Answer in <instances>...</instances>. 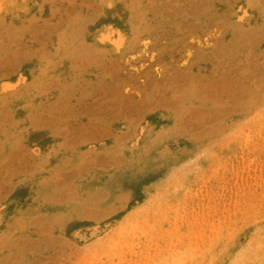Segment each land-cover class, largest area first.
I'll use <instances>...</instances> for the list:
<instances>
[{
    "label": "rangeland",
    "instance_id": "1",
    "mask_svg": "<svg viewBox=\"0 0 264 264\" xmlns=\"http://www.w3.org/2000/svg\"><path fill=\"white\" fill-rule=\"evenodd\" d=\"M0 264H264V0H0Z\"/></svg>",
    "mask_w": 264,
    "mask_h": 264
},
{
    "label": "bare ground",
    "instance_id": "2",
    "mask_svg": "<svg viewBox=\"0 0 264 264\" xmlns=\"http://www.w3.org/2000/svg\"><path fill=\"white\" fill-rule=\"evenodd\" d=\"M202 2H203V1H202ZM192 4H193V3H192ZM192 4H191V7H192ZM203 4H205V3H203ZM162 5H163V4H162ZM136 7H137V6H136ZM175 7H176V5H175ZM179 7H180V6H179ZM201 7H202V6H201ZM206 8H207V7H206ZM136 9H137V8H136ZM138 9H139V8H138ZM144 9H145V8H144ZM149 9H150V8H149ZM151 9H152V8H151ZM192 9H193V7H192ZM202 9H203V8H202ZM209 9H210V8H209ZM139 10H140V9H139ZM179 10L181 11V9H179ZM210 10H211V9H210ZM144 11H145V10H144ZM144 11H143V12H144ZM146 11H147V10H146ZM146 11H145V12H146ZM184 11H185V10H184ZM184 11L181 12V13L183 14ZM186 11H188V10H186ZM189 11H190V10H189ZM189 11H188V12H189ZM191 11H193V10H191ZM204 11H205V10H204ZM138 12H140V11H138ZM202 12H203V10H202ZM213 12H214V10H213ZM213 12H211V13H213ZM185 13H186V12H185ZM140 14H143V13L140 12ZM140 14H139V15H140ZM195 14H196V13H195ZM205 14H206V13H204V15H205ZM178 15H179V14H178ZM180 15H181V14H180ZM186 15H187V13H186ZM197 15H198V14H197ZM214 15H216V14H214ZM138 17L141 18L140 16H138ZM138 17H137V18H138ZM144 17H145V16H144ZM184 17H185V16H184ZM187 17H188V16H187ZM189 17H191V16L189 15ZM200 17H201V16H200ZM202 17H204V16H202ZM206 17H207V15H206ZM208 17H209V16H208ZM208 17H207V18H208ZM212 17H213V16H212ZM135 18H136V15H135ZM182 18H183V17H182ZM142 19H143V17H142ZM177 19H178V18H177ZM183 19H184V18H183ZM188 19H189V18H188ZM198 19H199V18H198ZM152 20H153V19H151L150 21H152ZM195 20H196V18H195L193 21H195ZM201 20H202V19H201ZM140 21H141V20H140ZM142 21H143V20H142ZM142 21H141V22H142ZM178 21H179V20H178ZM188 21H189V20H188ZM205 21H206V19H205ZM175 22H176V21H175ZM175 22H174V25H171V27H172V26H175ZM186 22H187V20H186ZM186 22H185V21H184V22L182 21V23H186ZM189 22H190V21H189ZM206 22H207V21H206ZM148 23H149V22H148ZM187 23H188V22H187ZM191 23H192V22H191ZM208 23H209V22H208ZM212 23L214 24L215 22H212ZM193 24H195V23H193ZM216 24H217V23H216ZM132 25H133V24H132ZM138 25H139V24H138ZM146 25H147V24H146ZM176 25H178V23H177ZM197 25L199 26V24H197ZM200 25H201V24H200ZM205 25H207V24H205ZM134 26H137V25H133V27H134ZM183 26H185V24H183ZM138 27H140V25H139ZM181 27H182V25H181ZM211 27H212V26H211ZM192 28H194V26H193ZM199 28H200V26H199ZM183 29H184V28H183ZM190 29H191V28H190ZM194 29L196 30V28H194ZM202 29H203V28H201V30H202ZM206 29H207V28H206ZM136 30H138V29H136ZM136 30H135V31H136ZM185 30H186V29H185ZM131 31H132V29H131ZM175 31H176V30H175ZM189 31H190V30H189ZM196 31H197V30H196ZM167 32H168V31H167ZM195 33H196V32H195ZM201 33H202V31H201ZM175 34L178 35L177 32H176ZM189 34H194V33H191V31H190ZM196 35H197V33H196ZM202 35H203V34H202ZM173 36H174V35H173ZM179 36H181V35H179ZM204 36H206V35H204ZM174 37H175V36H174ZM171 38H172V36H171ZM175 39H176V38H175ZM197 40H199V39H197ZM200 40H201V38H200ZM206 40H207V39H206ZM2 41H3V40H2ZM2 43H3V42H2ZM173 43H174V41H173ZM198 43H199V42H198ZM198 43H197V44H198ZM198 45H199V44H198ZM85 47H87V45H85ZM88 47H89V46H88ZM201 47H202V46H201ZM203 47H205V46H203ZM90 48H91V47H90ZM193 48H194V47H193ZM68 49H69V48H68ZM190 50H191V49H190ZM192 50H193V49H192ZM67 51H68V50H67ZM72 51H73V50H72ZM80 51H81V50H80ZM74 52H75V51H74ZM95 52H96V51H95ZM191 52H192V51H191ZM193 52H194V51H193ZM78 53H79V52H78ZM185 53H186V52H185ZM90 54H91V52H90ZM70 55H72V54H70ZM79 55H80V54H79ZM82 55H83V54H82ZM187 55H188V53H187ZM190 55L193 56L194 53H193V54H190ZM190 55H189V56H190ZM93 56H94V55H93ZM189 56H188V57H189ZM85 57L88 58V56H86V53H85ZM95 57H96V56H95ZM98 57H99V55H98ZM184 57H186V56H184ZM184 57H183V59H185ZM69 58H70V57H69ZM73 58H74V57H73ZM83 58H84V57H83ZM105 58H106V57H105ZM196 58H197V57H195V59H196ZM95 59H96V58H95ZM187 59H188V58H187ZM193 59H194V58H193ZM72 61H74V60H72ZM72 61H71V63L73 64ZM75 61H76V59H75ZM75 61H74V63H75ZM90 61H91V60H90ZM104 61H107V59L104 60ZM180 61H182V60H180ZM190 61H191V60H190ZM77 62H78V61H77ZM108 62H109V61H108ZM178 63H179V62H178ZM105 64H107V62H105ZM193 64H194V63H192L191 65L193 66ZM195 64H196V62H195ZM76 65H78V64H76ZM97 65H98V64H97ZM107 65H108V64H107ZM114 65H115V64H114ZM101 66H103V65H101ZM103 67H104V66H103ZM178 67H179V66H178ZM181 68H182V66H181ZM71 69H72V68H71ZM88 69H89V68H88ZM151 69H152V68H151ZM180 70H181V69H180ZM87 71H88V70H87ZM90 72H91V71H90ZM178 72H179V71H178ZM106 74H107V73H106ZM179 74H181V72H180ZM182 74H183V73H182ZM84 75H85V74H84ZM90 75H91V74H90ZM94 75H95V74H94ZM114 75H115V74H114ZM118 76H119V75H118ZM124 76H125V75H124ZM124 76H123V77H124ZM181 76H182V75H181ZM197 76H198V74L195 75V77H196L197 79H199ZM67 77H68V76H67ZM89 77H90V76H89ZM121 77H122V76H121ZM129 77H132V76H129ZM172 77H174V76H172ZM175 77H176V76H175ZM175 77H174V79H175ZM101 78L103 79V77H101ZM101 78H99V79H101ZM104 78H105V77H104ZM112 78H114V76H113ZM115 78H117V77H115ZM115 78H114V79H115ZM118 78H119V77H118ZM132 78H133V77H132ZM132 78H131V79H132ZM176 78H177V77H176ZM184 78H185V77H184ZM189 78H190V77H189ZM189 78H188L187 75H186V78H185V79H187V80H185V79L182 78V79H183L182 82H183L184 80H185L184 82L188 81ZM70 79H71V78H70ZM79 79H80V78H79ZM84 79H85V78H84ZM88 79H89V78H88ZM97 79H98V78H97ZM106 79H107V77H106ZM124 79H125V77H124ZM179 79H181V78H179ZM179 79H178V80H179ZM190 79H191V78H190ZM190 79H189V83L191 82ZM192 79H193V78H192ZM66 80H67V78H66ZM80 80H81V79H80ZM90 80H91V79H90ZM115 80H117V79H115ZM115 80H114V81H115ZM120 80H121V79H120ZM120 80H117V82L120 81ZM136 80H137V78H136ZM200 80H201V79H200ZM202 80H203V79H202ZM57 81H58V80H57ZM104 81H105V79H104ZM125 81H126V79H125ZM128 81H130V79L127 80V82H128ZM132 81H133V80H132ZM174 81H176V80H174ZM180 81H181V80H180ZM86 82H87V81H86ZM88 82H89V81H88ZM88 82H87V83H88ZM50 83H51V82H50ZM50 83H49V84H50ZM67 83H68V82H67ZM73 83H74V81L72 82V84H73ZM77 83H78V82H77ZM81 83H82V82H81ZM84 83H85V82H84ZM100 83H101V82H100ZM187 83H188V82H187ZM85 84H86V83H85ZM90 84H91V82H90ZM120 84H121V83H120ZM124 84H126V82H124ZM51 85H53V84H51ZM69 85H70V84H69ZM76 85H77V84H76ZM87 85H88V84H87ZM87 85H86V86H87ZM101 85H102V83H101ZM103 85H104V84H103ZM126 85H127V84H126ZM88 86H89V85H88ZM88 86H87V87H88ZM99 86H100V85H99ZM51 88H53V87L51 86ZM66 88H67V87H66ZM99 88H100V87H99ZM99 88H98V89H99ZM101 88H102V87H101ZM113 88H114V87H113ZM137 88H138V86H137ZM105 89H106V88H105ZM105 89L103 88L102 92H103ZM116 89H117V88H116ZM120 89L123 90V87L120 88ZM120 89H119V90H120ZM139 89H140V88H139ZM141 89H142V88H141ZM141 89H140V90H141ZM110 90H111V89H110ZM117 90H118V89H117ZM119 90H118V92H119ZM129 90H130V89H129ZM98 91H99V90H98ZM100 91H101V90H100ZM107 91H108V90H107ZM107 91H106V92H107ZM112 91H113V89H112ZM131 91H132V90H131ZM133 91H134V90H133ZM64 92H65V91H64ZM106 92L104 91L103 93L106 94ZM135 92L138 93V91H135ZM140 92H142V91H140ZM114 93H115V92H114ZM119 93H120V92H119ZM105 94H104V95H105ZM112 94H113V93H112ZM132 94H133V93H132ZM107 95H108V94H107ZM107 95H105V96H107ZM121 95H123V94H121ZM138 95H141V94L138 93ZM101 96H102V95H101ZM117 96L119 97V94H118ZM129 96H130V95H129ZM141 97H142V96H141ZM53 98H54V97H53ZM53 98H52L51 100H53ZM124 98H125V97H124ZM127 98H128V97H127ZM136 98H137V97H136ZM47 99H48V97H47ZM121 99L123 100V97H122V96H121ZM131 99H133V96H132ZM46 101H47V100H46ZM53 101H54V100H53ZM124 101H125V100H124ZM132 101H133V100H132ZM138 101H140V98L138 99ZM64 102H65V101H64ZM133 102H134V101H133ZM140 102H141V101H140ZM140 102H139V103H140ZM49 103H50V102H48V104H49ZM60 103H61V102H60ZM132 104H134V103H132ZM49 105H50V104H49ZM124 105H125V104H124ZM47 106H48V105H47ZM50 106H51V105H50ZM53 106H54V105H53ZM105 107H106V106H105ZM107 107H108V105H107ZM46 108H47V107H46ZM108 108H109V107H108ZM108 108H106V109L108 110ZM110 108H111V106H110ZM110 108H109V109H110ZM47 109H48V108H47ZM47 109H45V110H47ZM49 109H51V108H49ZM65 109H66V108H65ZM57 110H58V109H57ZM49 112H50V110H49ZM46 113H47V112H46ZM51 114H52V113H51ZM68 115H69V114H68ZM48 116H49V115H48ZM50 117H52V116H50ZM50 117H49V118H50ZM54 117H55V116H54ZM54 117H53V119H55ZM75 118H76V117H75ZM50 119H51V118H50ZM50 119H49V120H50ZM53 119H52V120H53ZM33 120H34V119H33ZM47 120H48V119H47ZM65 120H66V119H65ZM68 120H69V119H68ZM46 122H47V121H46ZM49 122H51V121H49ZM47 123H48V122H47ZM51 123H52V122H51ZM53 124H54V123H53ZM50 125H51V124H50ZM78 133H79V132H78ZM74 136H75V135H74ZM74 138H75V137H74ZM72 140H73V138H72ZM73 145H74V144H73ZM75 146H76V145H75ZM10 157H11V156H10ZM12 157H13V156H12ZM12 163H13V162H12ZM19 172H20V171H19ZM19 172H18V173H19ZM24 173H25V172H24Z\"/></svg>",
    "mask_w": 264,
    "mask_h": 264
}]
</instances>
